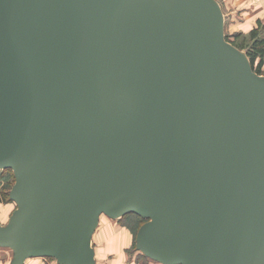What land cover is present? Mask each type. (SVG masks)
<instances>
[{
	"label": "water",
	"instance_id": "1",
	"mask_svg": "<svg viewBox=\"0 0 264 264\" xmlns=\"http://www.w3.org/2000/svg\"><path fill=\"white\" fill-rule=\"evenodd\" d=\"M10 264H97L102 214L163 264H264V74L219 0H0Z\"/></svg>",
	"mask_w": 264,
	"mask_h": 264
},
{
	"label": "rangeland",
	"instance_id": "2",
	"mask_svg": "<svg viewBox=\"0 0 264 264\" xmlns=\"http://www.w3.org/2000/svg\"><path fill=\"white\" fill-rule=\"evenodd\" d=\"M222 0H219V2ZM222 3V2H221ZM223 4V3H222ZM224 6V5H223ZM226 10V8L224 7ZM224 11V10H223ZM225 31L229 39L249 48L254 43L255 38L251 36V30L258 28V39L264 38V24H243L244 16L240 12H224ZM243 19V20H241ZM246 51V49H243ZM260 74H264V64ZM15 182V175L11 169H0V190L7 194ZM17 204L13 200L0 202V223L5 224L9 220ZM143 219L135 214H127L121 218H111L107 214H102L99 226L94 233V241L100 251L110 252L106 259L114 260L117 256H125L127 264H163L156 263L153 259L143 255L137 250L136 236ZM7 251L6 257L9 260L11 251L9 249H0ZM32 260L54 261L50 257H35Z\"/></svg>",
	"mask_w": 264,
	"mask_h": 264
},
{
	"label": "crops",
	"instance_id": "3",
	"mask_svg": "<svg viewBox=\"0 0 264 264\" xmlns=\"http://www.w3.org/2000/svg\"><path fill=\"white\" fill-rule=\"evenodd\" d=\"M220 3L222 5L224 12H232V13L240 12L242 14L241 16H244V20L241 19L243 20V24H257L259 20H262L264 22V0H222L220 1ZM224 7L226 8V10L224 9ZM93 241H94V237H93ZM94 244L96 249L97 264H127L126 263L127 259L123 255L117 256L116 259L114 258V260H110V259L105 260V257L107 258V255L110 252L107 251L99 252V249L97 248L95 241ZM0 249H9L11 251L10 248H0ZM6 254L7 251L5 250L0 251V264H10L12 258V251L9 260H7ZM44 258L46 257H43V259ZM32 259H37V258L35 257L29 258L26 260L25 264H59L55 258H52L54 261H46V260L36 261ZM153 261H155L156 263H160L154 259ZM151 264H155V263H151Z\"/></svg>",
	"mask_w": 264,
	"mask_h": 264
},
{
	"label": "trees",
	"instance_id": "4",
	"mask_svg": "<svg viewBox=\"0 0 264 264\" xmlns=\"http://www.w3.org/2000/svg\"><path fill=\"white\" fill-rule=\"evenodd\" d=\"M258 23L261 25V24H264V22L262 20H259ZM228 36V35H226ZM251 36L253 38H255V41L254 43L251 45V47L249 48H246L238 43H236L235 41L229 39V37H227L228 40H230L232 43H234L236 46H238L239 48L241 49H246L247 53H248V56L250 57V60L252 62V65L254 67V69L258 72V73H261V70H262V66L264 64V38H261V39H258V28H253L251 30ZM4 170V169H3ZM10 192V190H9ZM6 200H11L10 199V194L6 193L5 191H1L0 190V202L2 201H6ZM130 214H135V213H130ZM137 215V214H135ZM138 217H141L139 215H137ZM143 221L145 222L146 219L142 218ZM143 222V223H144ZM142 223V224H143ZM136 247V245H135ZM137 249V248H136ZM143 255H145L143 253ZM146 256V255H145Z\"/></svg>",
	"mask_w": 264,
	"mask_h": 264
}]
</instances>
